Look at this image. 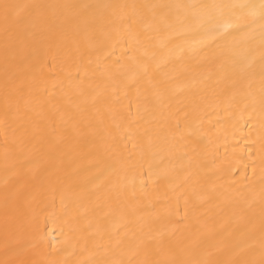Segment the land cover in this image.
Masks as SVG:
<instances>
[{
	"label": "bare ground",
	"instance_id": "1",
	"mask_svg": "<svg viewBox=\"0 0 264 264\" xmlns=\"http://www.w3.org/2000/svg\"><path fill=\"white\" fill-rule=\"evenodd\" d=\"M0 264H264V0H0Z\"/></svg>",
	"mask_w": 264,
	"mask_h": 264
}]
</instances>
